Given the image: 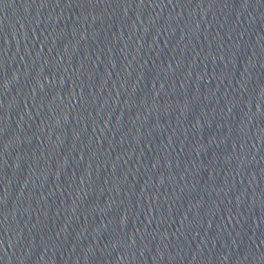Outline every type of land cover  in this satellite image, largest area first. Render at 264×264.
Listing matches in <instances>:
<instances>
[{
    "label": "water",
    "instance_id": "1",
    "mask_svg": "<svg viewBox=\"0 0 264 264\" xmlns=\"http://www.w3.org/2000/svg\"><path fill=\"white\" fill-rule=\"evenodd\" d=\"M0 264H264V0H0Z\"/></svg>",
    "mask_w": 264,
    "mask_h": 264
}]
</instances>
